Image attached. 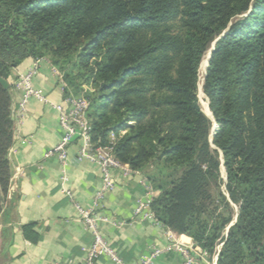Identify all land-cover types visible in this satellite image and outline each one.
I'll return each mask as SVG.
<instances>
[{
    "label": "trees",
    "instance_id": "obj_1",
    "mask_svg": "<svg viewBox=\"0 0 264 264\" xmlns=\"http://www.w3.org/2000/svg\"><path fill=\"white\" fill-rule=\"evenodd\" d=\"M208 51L212 119L197 96ZM42 58L65 95L88 99L92 144L150 183L166 230L208 259L221 243L216 264H264V0H0V215L12 178L11 71Z\"/></svg>",
    "mask_w": 264,
    "mask_h": 264
},
{
    "label": "crops",
    "instance_id": "obj_2",
    "mask_svg": "<svg viewBox=\"0 0 264 264\" xmlns=\"http://www.w3.org/2000/svg\"><path fill=\"white\" fill-rule=\"evenodd\" d=\"M35 64L36 60L31 59L21 62L11 71L10 82L32 70ZM36 67L32 86L49 102H61L63 95L54 68L46 60H40ZM20 96V92L12 96L15 123L10 151L13 160L9 158L12 179L0 215V256L3 264H82V248L90 245L92 236L84 230L63 189L72 194L79 206L90 208L101 187L99 168L87 160L75 159L77 142L68 150L70 161L66 166L55 157L44 159L45 152L57 145L63 134L57 113L49 104L34 98L28 101L26 112L20 113ZM113 177L115 189L105 195L99 210L110 221L100 223L99 230L125 263L136 264L152 246L166 243V229L132 219L133 208L143 195L140 175L125 178L116 171ZM25 226L31 227L37 240L30 241L24 236ZM175 237L194 247L189 237L178 234ZM95 264L114 263L101 256ZM153 264H184V259L180 253L170 251L157 257Z\"/></svg>",
    "mask_w": 264,
    "mask_h": 264
},
{
    "label": "built area",
    "instance_id": "obj_3",
    "mask_svg": "<svg viewBox=\"0 0 264 264\" xmlns=\"http://www.w3.org/2000/svg\"><path fill=\"white\" fill-rule=\"evenodd\" d=\"M40 60H46L49 62L45 58L36 60L35 67L32 70L20 75L12 83L13 90L21 93L18 101V111L20 113H25L28 101L32 98L49 104L57 113L58 123L63 134L58 144L45 152L43 158L47 159L55 157L62 166H66L70 161L68 150L71 144L77 142L79 147L75 159L87 160L96 164L101 175V187L96 192L93 204L90 208H83L79 206V204L74 201L72 194L68 190L63 189V193L66 194L74 204V207L77 210L78 219L83 225L84 230L89 232L92 236L90 245L82 248L84 255L82 264H95L96 260L101 256L107 257L114 264H127L110 247L108 242L101 235L99 224L110 221L108 216L103 215L99 211L101 201L104 199L106 194L115 189V180L113 177L114 172L118 171L125 178H129L131 175H140L143 195L139 200H137L136 205L133 208L132 219L134 221H148L152 224L162 225L157 221L153 211L150 209V204L156 193L144 176H142L139 172L132 170L128 165L119 162L113 156L111 146L98 147L92 144L89 135L90 125L87 119L89 101L84 95H80L78 97L73 96L71 93L65 95L67 87L64 82L63 75L58 70L53 67L58 79L59 90L63 95L61 102H49L48 99L42 95L40 90H37L32 86V80L37 73L36 66ZM88 90L91 91L90 88ZM110 140L112 144L115 140L113 134H110ZM62 179L64 180L65 177ZM117 224L121 223L118 222ZM165 240L166 243L163 246H152L149 253L146 256H143L136 264H153L157 257L170 251L180 253L184 259V264H199V262L206 264L209 263L208 256L199 247L194 244V247L183 244L175 237V234L168 230H166L165 233ZM217 250L218 247H216V252ZM216 260L217 253L213 254V258L211 260L212 264H216ZM55 264L63 263L56 262Z\"/></svg>",
    "mask_w": 264,
    "mask_h": 264
},
{
    "label": "rangeland",
    "instance_id": "obj_4",
    "mask_svg": "<svg viewBox=\"0 0 264 264\" xmlns=\"http://www.w3.org/2000/svg\"><path fill=\"white\" fill-rule=\"evenodd\" d=\"M209 51L205 54L204 58L202 59L201 63H200V67H199V72H198V85H197V96H198V101H199V104L201 106V109L203 110V112L205 113L204 111V105L206 104L207 105V108H208V101H207V98L205 97V95L203 94L202 92V84H203V78H204V75H205V70H206V67H207V62H208V56H209ZM204 61V62H203ZM204 63V64H203ZM201 83V84H200ZM201 86V93L203 94V97H201V94L199 92V87L198 86ZM90 87H86L84 86V90L85 89H89ZM90 91V90H89ZM92 91V89H91ZM209 110V108H208ZM210 113V111H209ZM210 116V115H209ZM221 177L224 179L225 175H224V169H222V173H221ZM224 190V189H223ZM157 192V191H156ZM231 225H229L223 232V235H226L227 234V231H228V228L230 227ZM221 246V243L218 244L216 247H218V250H219V247ZM217 250V252H218ZM216 250H215V253H217ZM214 253V254H215ZM213 258V255L208 259L210 262ZM0 264H3V260H2V257L0 256Z\"/></svg>",
    "mask_w": 264,
    "mask_h": 264
},
{
    "label": "water",
    "instance_id": "obj_5",
    "mask_svg": "<svg viewBox=\"0 0 264 264\" xmlns=\"http://www.w3.org/2000/svg\"><path fill=\"white\" fill-rule=\"evenodd\" d=\"M209 57H210V53H209L208 59H209ZM0 84H1L4 88H8V87H9V83H8L6 80L2 79L1 77H0ZM206 116H208L209 118L212 119L211 113H210V116L207 115V114H206ZM10 159L13 160L12 154H10Z\"/></svg>",
    "mask_w": 264,
    "mask_h": 264
},
{
    "label": "bare ground",
    "instance_id": "obj_6",
    "mask_svg": "<svg viewBox=\"0 0 264 264\" xmlns=\"http://www.w3.org/2000/svg\"><path fill=\"white\" fill-rule=\"evenodd\" d=\"M203 62H204V61H203ZM203 64H204V63H203ZM200 84H201V83H200ZM198 87H199V92H200V94H201V97H203V94L201 93V86L199 85ZM204 111H205V114L210 115L209 110H208L206 104L204 105Z\"/></svg>",
    "mask_w": 264,
    "mask_h": 264
}]
</instances>
